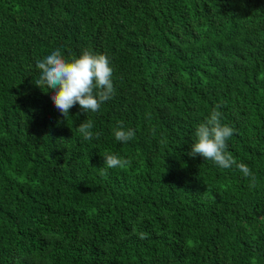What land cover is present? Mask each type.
I'll use <instances>...</instances> for the list:
<instances>
[{
	"label": "trees",
	"instance_id": "16d2710c",
	"mask_svg": "<svg viewBox=\"0 0 264 264\" xmlns=\"http://www.w3.org/2000/svg\"><path fill=\"white\" fill-rule=\"evenodd\" d=\"M56 49L110 58L98 112L35 85ZM214 108L255 187L188 154ZM0 264H264V0H0Z\"/></svg>",
	"mask_w": 264,
	"mask_h": 264
},
{
	"label": "clouds",
	"instance_id": "9594fccd",
	"mask_svg": "<svg viewBox=\"0 0 264 264\" xmlns=\"http://www.w3.org/2000/svg\"><path fill=\"white\" fill-rule=\"evenodd\" d=\"M39 70L35 85L42 90L52 89L50 98L55 108L67 119L70 109L79 105L87 112H98L101 104L112 99L116 88L113 83V67L110 58L103 53L83 50L78 56L68 58L60 49L51 51L42 59L36 61ZM221 112L215 108L206 118V122L199 124L195 129V137L191 150L188 153L195 157L200 155L204 161L210 160L220 168L235 166L245 177H251L250 187H255V176L251 169L243 162H238L228 151V140L234 134V129L222 123ZM93 122L83 121L77 131L85 141H90L99 132H93ZM117 141L127 143L135 137V130L125 128L122 121L117 122L113 129ZM107 168H123L129 161L115 154H103ZM135 231V229H134ZM141 239L147 238V233L140 232Z\"/></svg>",
	"mask_w": 264,
	"mask_h": 264
}]
</instances>
